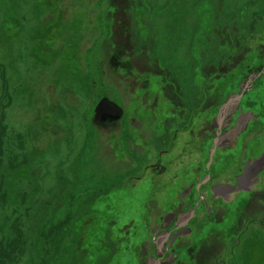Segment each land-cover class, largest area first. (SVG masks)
<instances>
[{
	"label": "rangeland",
	"instance_id": "1",
	"mask_svg": "<svg viewBox=\"0 0 264 264\" xmlns=\"http://www.w3.org/2000/svg\"><path fill=\"white\" fill-rule=\"evenodd\" d=\"M105 97L124 108L113 122L97 119ZM230 125L264 152V0H0V260L189 264L217 239L211 264H245L264 209L241 200L264 201V182L213 193L224 155L223 184L244 174L237 144L210 154ZM202 194L173 248L179 201Z\"/></svg>",
	"mask_w": 264,
	"mask_h": 264
},
{
	"label": "flooded vegetation",
	"instance_id": "2",
	"mask_svg": "<svg viewBox=\"0 0 264 264\" xmlns=\"http://www.w3.org/2000/svg\"><path fill=\"white\" fill-rule=\"evenodd\" d=\"M254 75H256V74H254ZM228 101H229V97H226L223 100V103L228 102ZM236 104H237V100H236L235 104L233 105V106H236L234 109L237 108L235 112L225 113V108H228L229 106L223 107L222 108V110H224V113L222 114L223 118L221 117L220 120H218V122L219 121L225 122L226 118H228L232 115L235 116L236 115L235 113H237V112L240 113L241 112V102H239L237 105ZM219 107H220V104H219ZM248 108H249V118L251 121L248 123L246 130H248L251 122L258 123V122H256L257 120H256V118H254V116H257L259 114L257 112L256 115L253 116V114L251 113V111H252L251 107H248ZM234 109L232 108V110H234ZM232 110L230 107L227 111H232ZM112 120H113L112 116H104V117H102L101 122H103V123L113 122ZM234 128H236V127L235 126L231 127V125L226 126L225 131L222 130V128H220V130H219L220 138L216 139L217 147L215 148V151H214V155H215L217 152L221 153V152H223V150L229 149L231 145L237 144V146L234 148L235 149L234 151L237 154L234 155V158L233 157H230V158L232 159V162L233 161L237 162V167L240 168L241 171H244V174L243 175H237L236 177H234V173H233V177L228 179L226 184L222 183L221 177H219V176L217 177L215 191L217 190L219 193H224L227 190L229 192L226 195H228L230 193V191H233L234 189H239V188H245V190L246 189L253 190L252 187L255 188L256 184L263 185V182H264V152H261V153L257 152L252 147L253 144H251L250 139L247 137L250 135V132L247 134H243V133L240 134L239 133V134L235 135V137H232V135L235 134V132L233 131ZM215 129H217V125H215ZM233 138L235 140L231 141ZM248 145H250L251 148H249ZM224 157H227V156L224 155ZM232 179L235 180L234 184H237L239 188L234 187ZM246 192L248 193L250 191H246ZM253 193H261V196H263L264 195V188H262L261 190H256ZM226 195H223V196H226ZM255 196H257V195L255 194V195L246 197V198H244V200L242 199L241 202H243L244 204H245V202L247 204H249L248 207L252 206L253 203H254V205H256V203H260V204H258L257 207H264L263 198H259V199L255 200ZM188 199H189V197H188ZM197 202L193 208H189V209L186 208L187 209V210H185L186 212L183 213L181 218H180L182 221H187L189 218H191L194 215V212H187V211L195 210L197 208ZM172 224H173V222H172ZM171 226L172 225H170V227ZM172 227H174V226H172ZM173 232L176 233L177 231L174 230ZM183 232L186 233L188 231L184 230ZM184 233L179 234L177 237H175V241L173 244L178 243L179 242L178 237L179 238L184 237L185 236Z\"/></svg>",
	"mask_w": 264,
	"mask_h": 264
},
{
	"label": "trees",
	"instance_id": "3",
	"mask_svg": "<svg viewBox=\"0 0 264 264\" xmlns=\"http://www.w3.org/2000/svg\"><path fill=\"white\" fill-rule=\"evenodd\" d=\"M119 55L121 56V55H123V54H121L120 52H119ZM118 63H120L121 65H124V66H126L125 64H123L122 63V61L121 60H118ZM131 66V65H130ZM129 69H131L130 67H129ZM131 71H129V73H130ZM65 126V125H64ZM63 126V127H64ZM211 153V152H210ZM212 156V155H211ZM211 164H213V162H211ZM212 167V166H211ZM207 169H209V168H207ZM202 198V197H201ZM206 198L205 197H203L201 200H199L198 202H197V214H199L202 210H201V208H203V204H202V201H204ZM196 203V202H195ZM187 204V209H189V208H193L194 206H193V204H194V199L192 198L189 202H187L186 203ZM201 204V205H200ZM242 205H243V207H242V212L243 213H248L249 211H251V212H256V211H262V208L264 209V207H255V206H253L251 209H250V207H248V205L249 204H247L246 202H245V204L242 202ZM223 209V206L221 207V206H219V208H217L216 210H215V214L216 213H218L219 211H221ZM264 211H262V213H263ZM235 225V224H234ZM258 231H255L253 234H252V231H250V234L248 235V236H250V238H249V240L247 241V243H246V245H245V243L243 244V247L245 248V250L242 248V246H241V250H240V252H241V257L243 256V254H244V252H245V255H244V257H243V262L245 263V264H249L248 263V259L251 257V256H255L256 258L258 257V262H257V264H263L264 263V243H260V241H262V239H260L259 237H258ZM247 236V237H248ZM53 238H55V235L53 236ZM192 244V243H191ZM194 244H195V242H194ZM222 243L219 241V240H217V239H213L212 240V245H211V247L209 248V249H207V253H205V250H204V248L207 246V240L205 239V240H203V241H200V245L203 247V249L202 250H199L198 248H194V250L193 249H189L188 250V259L189 258H191L193 255L191 254L193 251H195V252H197V253H195V256H194V258H195V260H193L192 261V259H189V264H211V257L213 256V255H215L216 254V252L219 250V246L221 245ZM190 245V244H189ZM7 248H9L8 247V245H7ZM10 252V250H8V253ZM194 254V253H193ZM195 261V262H194ZM38 262H40V261H35V260H33L30 264H37ZM5 262H4V260H3V262L0 260V264H4ZM27 264H29V263H27ZM44 264H47V262L46 263H44ZM181 264H182V262H181ZM251 264V263H250ZM252 264H256V262H252Z\"/></svg>",
	"mask_w": 264,
	"mask_h": 264
},
{
	"label": "water",
	"instance_id": "4",
	"mask_svg": "<svg viewBox=\"0 0 264 264\" xmlns=\"http://www.w3.org/2000/svg\"><path fill=\"white\" fill-rule=\"evenodd\" d=\"M236 102V101H235ZM97 119L104 117L105 115H111L114 117H119L122 115V109L120 106L109 98H103L96 107ZM214 151H211V155H213Z\"/></svg>",
	"mask_w": 264,
	"mask_h": 264
}]
</instances>
